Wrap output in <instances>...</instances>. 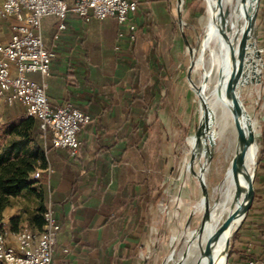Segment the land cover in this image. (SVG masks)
<instances>
[{
    "label": "crops",
    "instance_id": "1",
    "mask_svg": "<svg viewBox=\"0 0 264 264\" xmlns=\"http://www.w3.org/2000/svg\"><path fill=\"white\" fill-rule=\"evenodd\" d=\"M166 1L140 0V10L149 6L155 13L152 5L162 8ZM11 23L12 20L0 19L4 41L11 37ZM67 23L60 32L59 47L51 63L48 98L53 106L73 102L90 113L92 121L79 134L83 143L77 156L53 146L50 135L46 155L54 171L50 175L43 171L37 178L40 198L36 204L30 206L13 198L3 213L5 229L28 226L42 230L44 213L38 217L37 207L52 199L55 215L62 224L54 254L57 264H138L144 197L146 193L150 198L153 195L154 181L144 174L148 160L145 144L140 141L143 128L138 125L145 118L144 94L138 92V82L132 77L121 76L137 67L134 65L142 51L141 40L153 39V33L138 30V40L131 43L119 37L121 26L114 17L86 22L72 15ZM42 25L44 41L51 49L59 31V18L46 16ZM152 25L155 28L156 22ZM258 31L264 55V0ZM117 45L121 47L117 49ZM31 76L40 79L39 73ZM3 107L5 118L27 116L21 103ZM258 112L261 158L255 187L256 202L263 209L264 95ZM30 193L35 195L32 190L20 194ZM253 234L259 239V233L253 230ZM255 243L259 244L255 255L264 254L262 238ZM237 264L246 263L239 259Z\"/></svg>",
    "mask_w": 264,
    "mask_h": 264
},
{
    "label": "rangeland",
    "instance_id": "2",
    "mask_svg": "<svg viewBox=\"0 0 264 264\" xmlns=\"http://www.w3.org/2000/svg\"><path fill=\"white\" fill-rule=\"evenodd\" d=\"M152 6L155 13L149 6H145L144 10L150 13V18L156 22L152 31L153 39L141 40L142 51L139 56L143 66L142 82L146 84L145 95L147 98L151 94L156 96L153 106L145 111V118L152 126L144 149L148 160L144 174L153 178L154 192L151 198L147 193L144 197V222L141 226L143 229L139 232L138 264H180L182 256H178L179 251L183 248L186 238H193L201 232L199 228L205 215L206 204L208 205V198L206 200L199 180L200 170H205L203 176L209 193L212 194L214 187L221 181L218 176L217 145H206L205 140L209 139V135H205L204 131L199 135L202 106L198 88H207L205 67L201 61L210 53L209 48L204 50V43L210 30L208 18L211 11L207 0H182L181 18L178 13V0H167L166 6L162 8ZM260 14L261 7L251 40L261 49L263 65L257 73L253 59H247L245 80L250 82L258 74L261 79L251 81L239 90L256 122L258 150L256 148L254 160L250 164L252 172L256 159L258 170L261 158L258 111L264 95V55L258 36ZM173 24L176 28L174 30ZM156 42L160 49L155 58L150 49ZM253 48L255 49L254 46ZM132 75L127 72L121 77L131 78ZM192 83L195 85L192 86ZM5 111L4 107H0V149L13 137L9 134V124L13 121L19 122L25 117L5 118ZM49 137L47 143L50 142ZM41 140L44 145L45 139L42 135ZM213 146L215 150L211 156ZM39 168L41 167L38 166L36 170ZM32 178V189L27 190H32L35 195L20 194L15 197V202H27L30 206L36 204L40 198V189L36 185L38 180L34 173ZM255 200L257 201L256 194L254 203L232 237L227 264H237L239 260L237 252L231 258L234 248L256 254L254 249L256 250L259 244H256L255 240L261 242V238L258 239L252 231L261 233L257 231V227L264 226V206L262 209ZM209 222L210 219L205 225ZM250 247L252 250L248 251ZM222 262L224 264V260Z\"/></svg>",
    "mask_w": 264,
    "mask_h": 264
},
{
    "label": "built area",
    "instance_id": "3",
    "mask_svg": "<svg viewBox=\"0 0 264 264\" xmlns=\"http://www.w3.org/2000/svg\"><path fill=\"white\" fill-rule=\"evenodd\" d=\"M138 8V0H2L0 19L12 20V23L9 41L0 35V107L21 103L28 116L40 120L45 149L51 135L53 146L68 149L71 155L77 156L83 143L79 134L92 121V115L71 101L53 106L47 94L60 32L67 28L68 17L72 15L86 22L114 17L121 26L119 37L135 43L138 25L134 16ZM50 15L59 18V31L51 49L44 41L42 25L43 18ZM32 73H39L40 79L32 77ZM43 171L50 175L54 169L48 165L43 170L37 169L34 176L40 178ZM61 229L54 203L49 199L42 230L23 226L0 232V261L3 264H57L54 254ZM251 250L252 247L248 248ZM246 264H264V254L255 255Z\"/></svg>",
    "mask_w": 264,
    "mask_h": 264
},
{
    "label": "bare ground",
    "instance_id": "4",
    "mask_svg": "<svg viewBox=\"0 0 264 264\" xmlns=\"http://www.w3.org/2000/svg\"><path fill=\"white\" fill-rule=\"evenodd\" d=\"M207 3L211 11L208 18L210 30L204 43V50L209 48L210 53L201 61L205 67L207 88H198L202 106L199 135L204 131L205 135H209V139L207 137L208 140H205L206 145L212 143L217 145L218 176L221 177V181L214 187L212 194L208 190L207 194H204L210 205L209 219L211 222L204 225L198 235L186 238L178 254L182 256L180 264H197L199 261L200 264H208L209 256H202V252L209 238L232 211L244 144L239 138L236 121L227 104V86L232 70L233 52L238 54L239 43L247 26L246 10L249 0H207ZM249 58L253 59L257 73H259L263 63L257 55V45L254 42L248 48L245 63ZM194 85L192 83V86ZM255 153L256 146L252 147L248 153V171L243 179L244 191L240 198L241 203L248 202L251 196L249 185L253 172L250 164L254 160ZM206 208L207 204L205 211ZM225 240L226 233H223L213 242L215 257L219 256ZM223 260L224 258H221L217 264H222Z\"/></svg>",
    "mask_w": 264,
    "mask_h": 264
},
{
    "label": "trees",
    "instance_id": "5",
    "mask_svg": "<svg viewBox=\"0 0 264 264\" xmlns=\"http://www.w3.org/2000/svg\"><path fill=\"white\" fill-rule=\"evenodd\" d=\"M140 9L141 8L139 6L134 16V20L138 25V30L145 32L150 31L153 33L152 31L154 27L152 25L153 21L150 18L151 14L147 13L145 10L143 11V9ZM148 26H150V29H147ZM174 29L176 28L173 24V30ZM159 49L158 42L154 43L150 49L151 52L154 53L155 58L159 55ZM136 63L137 64L134 66L137 67L132 72V79L138 82V88H140L138 92L140 93L143 91L144 109L146 111L148 108L153 106L156 96L151 94L149 98L146 97L144 92L146 84L142 82L143 66L140 61V56H138V62ZM136 94L137 93L134 92L135 96ZM9 125V134L13 137H11L9 141L0 149V232L4 231L6 227L3 221V213L5 209L12 205L14 197L22 193L24 190L32 189V184L34 182L32 174L35 172L36 168L38 166L46 168L48 165L46 149L44 148L41 140L42 130L40 120L34 116H25L19 122L13 121ZM138 125L143 128V140L140 141H143L145 144L146 137L149 134L152 125L147 122L146 118H144L143 122L140 120ZM49 147L50 146L48 144L47 149H49ZM46 206L47 204H44L43 201L38 205V217H40V213H44ZM257 228H259L257 231L259 230L261 232L258 236L264 240V226H259ZM236 237L237 236H235V238ZM236 252L239 254V259L245 261V263L255 256L252 253L235 250L234 248L231 258H233L232 256ZM0 264L3 263L0 261Z\"/></svg>",
    "mask_w": 264,
    "mask_h": 264
},
{
    "label": "water",
    "instance_id": "6",
    "mask_svg": "<svg viewBox=\"0 0 264 264\" xmlns=\"http://www.w3.org/2000/svg\"><path fill=\"white\" fill-rule=\"evenodd\" d=\"M262 0H249V6L246 10L247 15V26L243 33V36L239 43L238 54L233 52L232 57V70L230 74V78L227 86V104L230 108V111L236 121L237 130L239 138L243 140V148L241 151V165L239 168V178L236 183V194L235 200L232 203V211L227 215L224 222L219 226L216 232L209 238L205 248L203 249L202 256L208 255L209 262L208 264H217L221 258H224V264L228 263V259L231 252V240L236 231L240 228L242 220L246 217L248 211L250 210L252 204L255 199V177L257 172V159L255 163V167L252 173L251 181H250V193L251 196L248 202H240V198L244 191V176H246L248 171L247 165V157L250 149L256 146L258 150V142L256 137V122L254 117L248 111L243 99L241 98L240 89L250 83L251 81H260V74L256 77L252 78L250 82H246V58L248 53V48L252 42V38L254 36V31L256 29L259 11L261 7ZM181 2L182 0H178V13L181 18ZM256 43V42H254ZM257 45V43H256ZM257 55L261 58V49L257 47ZM189 79L192 81L190 74ZM215 147L213 146L210 154L213 155ZM204 169L200 170L199 180L203 188L204 194H207V186L204 179ZM210 216V205H207L205 215L200 226V230L203 229L206 221ZM223 233H226L225 244L219 254V256H214V249L212 248L213 242L218 239ZM200 264V261L197 263Z\"/></svg>",
    "mask_w": 264,
    "mask_h": 264
}]
</instances>
